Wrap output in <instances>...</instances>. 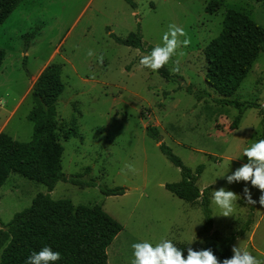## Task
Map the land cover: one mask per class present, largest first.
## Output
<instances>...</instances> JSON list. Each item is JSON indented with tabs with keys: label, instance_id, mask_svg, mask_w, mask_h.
Segmentation results:
<instances>
[{
	"label": "rangeland",
	"instance_id": "rangeland-1",
	"mask_svg": "<svg viewBox=\"0 0 264 264\" xmlns=\"http://www.w3.org/2000/svg\"><path fill=\"white\" fill-rule=\"evenodd\" d=\"M221 1L222 7L210 14L209 0H23L0 26V46L6 51L0 67V133L19 141L32 139L34 124L28 114L34 83L49 63H60L65 90L57 117L63 125V170L67 176L94 178L98 186L59 181L51 195L69 198L75 205H101L123 225L107 249L108 264H131L132 244L144 240L153 246L161 239L183 244L186 256L189 247L201 250L204 244L201 199L187 202L166 188L182 175L161 151L162 142L193 172L203 165L196 182L201 189L212 187L213 230L225 237L236 234L253 213L252 224L232 248L239 246L264 261L261 192L250 182L226 180L248 162L244 149L264 139V50L231 96L259 104L244 111L235 129L231 124L240 111L214 101L221 96L206 82L204 54L220 33L227 9L246 12L264 27V2ZM172 23L183 27L191 42L164 65L171 79L141 66V57L148 53L118 43L112 35L125 38L141 31L145 46L155 47ZM177 60L179 71L173 72ZM71 126L77 127L78 135L66 140L63 132ZM149 127L157 128L159 141L150 136ZM245 186L256 204L244 197ZM100 187H124L126 192L106 195ZM220 187L238 194L228 217L219 215L212 201ZM47 192L44 183L12 172L0 189V219L8 223L37 194ZM1 253L2 249L0 258Z\"/></svg>",
	"mask_w": 264,
	"mask_h": 264
},
{
	"label": "trees",
	"instance_id": "trees-1",
	"mask_svg": "<svg viewBox=\"0 0 264 264\" xmlns=\"http://www.w3.org/2000/svg\"><path fill=\"white\" fill-rule=\"evenodd\" d=\"M22 1L0 0V26ZM221 7V0H209L206 11L214 14ZM112 35L118 43L142 49L148 54L154 48L152 45L145 46L141 31L131 32L125 38ZM263 50L264 27L250 14L235 8L226 10L220 33L204 49L206 82L221 96L214 101L236 107L240 111L231 129L238 127L247 108L259 106L256 102L240 101L231 96L238 90ZM5 58L6 51L0 46V67ZM158 72L165 78H172L165 66ZM64 90L62 65L58 62L49 63L33 86L34 104L28 114V119L34 124L32 139L19 141L5 132L0 133V189L12 172L44 183L48 188L47 193L37 194L31 205L15 213L8 223L4 224L0 219L4 225L0 229V264H26L28 257L44 246L60 253L61 258L53 264H108L107 249L123 230V225L101 205H75L69 198L54 199L51 195L59 181L80 186H98L94 178L83 179L80 174L67 176L64 173L65 147L59 133L63 125L57 117L58 100ZM205 95L210 96V93L206 92ZM147 131L155 140H160L157 128L149 127ZM77 135L76 126L63 132L66 140ZM159 147L181 169V180L167 183L166 188L187 202L201 199L205 214L204 244L201 249L210 248L220 261L230 258L233 255V242L249 229L253 213L236 234L225 237L218 230H213L210 208L212 187L201 189L196 182L203 171V165H199L196 172H193L167 144L162 142ZM100 190L106 195H122L126 192L124 187H100ZM251 209L253 212L255 205ZM176 247L186 256L183 244Z\"/></svg>",
	"mask_w": 264,
	"mask_h": 264
},
{
	"label": "clouds",
	"instance_id": "clouds-1",
	"mask_svg": "<svg viewBox=\"0 0 264 264\" xmlns=\"http://www.w3.org/2000/svg\"><path fill=\"white\" fill-rule=\"evenodd\" d=\"M180 37H185L183 40ZM190 38L183 27L175 23L169 24L168 31L162 36V44H157L148 55H144L140 59V65L158 71L171 58L176 55L177 49L181 46L187 47L190 44ZM89 56L93 52L89 50ZM180 55H183L181 52ZM99 61L103 62V56L99 57ZM173 72L179 71V61L176 62ZM243 156L248 158L247 163H243L231 175L226 176L229 184L234 182H250L253 187L260 190L259 204L264 206V139H260L253 143L250 147L245 148ZM130 170H135L132 165H127ZM203 191V190H202ZM244 197L251 204L257 201L252 199L250 189L245 186L243 189ZM238 199V194L232 190H226L220 187L212 194L213 203L220 209L222 216H231L234 212V203ZM194 240V239H193ZM191 240L189 242L192 243ZM134 259L131 264H264V261L258 260L247 250L239 246H233V255L220 261L218 257L209 249L194 250L189 247L187 256L181 249L169 239H161L153 246L148 240L133 243ZM61 258L60 253L53 251L51 247L44 246L39 252H33L26 261V264H53V262Z\"/></svg>",
	"mask_w": 264,
	"mask_h": 264
},
{
	"label": "crops",
	"instance_id": "crops-1",
	"mask_svg": "<svg viewBox=\"0 0 264 264\" xmlns=\"http://www.w3.org/2000/svg\"><path fill=\"white\" fill-rule=\"evenodd\" d=\"M254 237V232L252 230L251 234H250V240H252V238Z\"/></svg>",
	"mask_w": 264,
	"mask_h": 264
},
{
	"label": "water",
	"instance_id": "water-1",
	"mask_svg": "<svg viewBox=\"0 0 264 264\" xmlns=\"http://www.w3.org/2000/svg\"><path fill=\"white\" fill-rule=\"evenodd\" d=\"M185 84V83H184Z\"/></svg>",
	"mask_w": 264,
	"mask_h": 264
}]
</instances>
